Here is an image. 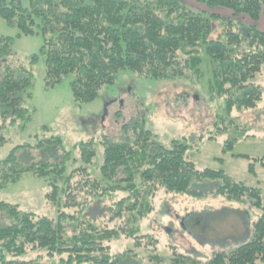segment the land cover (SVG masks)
<instances>
[{
  "label": "trees",
  "instance_id": "obj_1",
  "mask_svg": "<svg viewBox=\"0 0 264 264\" xmlns=\"http://www.w3.org/2000/svg\"><path fill=\"white\" fill-rule=\"evenodd\" d=\"M27 1L24 6L20 0H0V18L16 28L18 36H42L40 56L45 62L46 87L73 75L71 89L76 102L94 101L102 83H112L119 70L154 80L188 79L201 64V52L214 63L213 83L217 93L225 97L226 112L256 111L263 101L264 86L256 79L264 67V32L257 28L264 0H190L210 12L231 13V17L194 10L181 0ZM240 17H247L251 24H244ZM214 24L220 28L216 39L211 38ZM15 56L13 39L0 35V57L5 60L0 78V147L8 141V131H23L31 120L22 94L30 89L33 75ZM37 59L33 56L30 63ZM218 120L224 124L222 131L227 129L226 122L228 127L234 126V136L223 145L224 153H232L239 142L256 137L249 133L251 126L247 124L236 125L221 117ZM262 124L264 134V121ZM100 144L103 179L126 186H103L85 168H78L77 177L66 178L60 190L63 200L55 219L0 201V216L8 220V224L0 225V264H37L43 258L52 262L58 259L56 264H164L156 254L140 259L141 263L137 254H127L131 251L112 254L110 241L114 235L138 240L139 246L140 240L124 228L110 229L100 224L90 214L91 202L113 198L115 192H125L127 197L114 202L111 218L134 211L144 196L154 197L159 191L193 201L223 198L248 204L254 213L247 239L240 246L215 252L206 260L172 249L170 264L264 261V204L259 189L234 180L223 170L198 169L186 156V141L159 145L144 128H134L132 134L116 140L104 135ZM75 148L84 166H91L96 156L94 141H81ZM34 152L39 154L38 159ZM248 160L249 173L255 174L258 165L264 168V156ZM70 162L71 154L59 136L17 145L0 160V188L31 174L48 181V199L55 204L57 182ZM205 182L211 183L210 191L193 188ZM146 237L147 246L155 244Z\"/></svg>",
  "mask_w": 264,
  "mask_h": 264
},
{
  "label": "rangeland",
  "instance_id": "obj_2",
  "mask_svg": "<svg viewBox=\"0 0 264 264\" xmlns=\"http://www.w3.org/2000/svg\"><path fill=\"white\" fill-rule=\"evenodd\" d=\"M20 1L24 6L28 5L27 0ZM181 2L200 12L231 17V13L218 10L210 12L190 0ZM239 19L244 24H251L247 17ZM214 28L211 38L216 39L220 28L217 24H214ZM257 28L264 32V8ZM18 33L16 28L9 27L0 18V35L13 39L15 59L33 75L30 89L22 94L31 120L23 131H8V141L0 147V160L17 145L33 144L36 139L55 135L62 138L66 150L71 154V162L67 165L62 180L57 182L59 192L55 204L48 199L51 192L48 181L31 174H25L15 183L0 188L1 202L55 219L63 200L61 191L65 187L64 182L71 175L77 177L75 170L78 168H85L90 177L97 179L103 186H126L121 182L113 185L103 179L100 173L103 161L100 141L104 135L116 140L125 134H132L134 128H144L153 134L159 145L167 146L172 140L186 141L189 146L186 156L198 169L223 170L234 180L259 189L264 204V168L256 166L255 174L248 170V158L264 156V134L260 130L264 121V97L256 111L239 113L232 109L226 112L223 108L225 97L217 93L213 83L214 63L206 54L201 52V64L197 68L199 72L193 71L188 79L175 82L154 80L141 77L130 70H119L112 83H102L94 101L79 103L75 101L71 89L73 75L63 77L54 87H46L45 62L40 56L42 36H18ZM33 56L38 59L31 64ZM4 63L5 60L0 57V78ZM256 82L264 86V67ZM220 117L234 121L236 125L251 126L249 133L256 137L239 142L232 153H224L223 145L234 136V126L228 127L229 122H226L227 129L222 131L224 124H220ZM124 125L127 126L126 129H123ZM87 140L94 141L96 156L93 164L85 167L75 147L79 142ZM238 146L248 148L250 154L237 155L235 152H238ZM32 155L35 159L39 158L36 152ZM193 188L208 192L211 183L195 184ZM115 194L113 198L91 202L90 214L110 229L124 228L134 233L136 239L140 240V246L136 243L138 240L116 234L110 241L111 253L131 251L127 254H137L140 263V259L156 254L165 260L164 264H170L172 249L179 254L206 260L215 252L229 251L243 244L254 221V213L248 204L211 197L193 201L185 196H167L160 191L154 197L144 196L134 211L123 212L121 217L111 218L114 202L127 197L125 192ZM1 224H8V220L0 216ZM146 236L153 239L155 244L147 246ZM55 261L58 259L52 262L43 258L37 264H56ZM256 264H264V261Z\"/></svg>",
  "mask_w": 264,
  "mask_h": 264
},
{
  "label": "crops",
  "instance_id": "obj_3",
  "mask_svg": "<svg viewBox=\"0 0 264 264\" xmlns=\"http://www.w3.org/2000/svg\"><path fill=\"white\" fill-rule=\"evenodd\" d=\"M245 143V142H244ZM247 143V142H246ZM245 143V144H246ZM242 144V143H241ZM236 151H238V152H235V153H237V155H248V154H250V152L251 151H248V148H243V146H238L237 148H236ZM259 152H262V151H259ZM264 154V153H263Z\"/></svg>",
  "mask_w": 264,
  "mask_h": 264
},
{
  "label": "water",
  "instance_id": "obj_4",
  "mask_svg": "<svg viewBox=\"0 0 264 264\" xmlns=\"http://www.w3.org/2000/svg\"><path fill=\"white\" fill-rule=\"evenodd\" d=\"M123 102H120V104H122Z\"/></svg>",
  "mask_w": 264,
  "mask_h": 264
}]
</instances>
